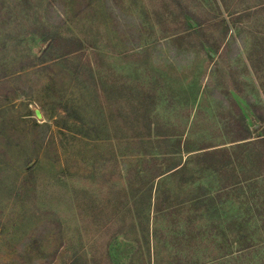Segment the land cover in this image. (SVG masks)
I'll return each mask as SVG.
<instances>
[{"label": "rangeland", "instance_id": "374dc122", "mask_svg": "<svg viewBox=\"0 0 264 264\" xmlns=\"http://www.w3.org/2000/svg\"><path fill=\"white\" fill-rule=\"evenodd\" d=\"M261 1L0 0V264L260 263Z\"/></svg>", "mask_w": 264, "mask_h": 264}, {"label": "trees", "instance_id": "16d2710c", "mask_svg": "<svg viewBox=\"0 0 264 264\" xmlns=\"http://www.w3.org/2000/svg\"><path fill=\"white\" fill-rule=\"evenodd\" d=\"M262 10H264V0L261 1V11ZM256 138H259V140L261 139V142L263 141V143H264V132L261 134V136L259 135ZM239 139H240V141H243V140L245 141V140L251 139V136L247 132L244 135L242 134V136ZM203 149L204 150L199 151V152L203 153L201 156L210 155V154L214 153V151L216 150V149L209 150L207 148H203ZM224 150L226 151V149H224ZM263 174H261V177L264 176ZM261 213H262V215H261V235H256V236H258V238H255L254 237L255 235L254 236H241V237H239V239H237L238 244H239V248L233 250L232 252H230L229 256H234L235 255L237 257H242V256H247V255L251 254V258H252L253 253H255L254 251H258L259 249H261V261H260L259 264H264V216H263L264 215V210H262ZM233 224H236V223L233 222ZM239 224H240V222H237V224L233 228L231 226L230 230L232 232H234V228L237 225H239ZM259 236H261V237H259ZM227 256H228V254H225L224 255V259ZM237 257H235V260H236ZM212 259H211L212 263L213 262L216 263V262H219L221 260L220 257L217 258V257H214V256L212 257ZM222 261H220V263ZM224 262H227V261H224ZM174 264H177V263H174Z\"/></svg>", "mask_w": 264, "mask_h": 264}, {"label": "water", "instance_id": "95a60500", "mask_svg": "<svg viewBox=\"0 0 264 264\" xmlns=\"http://www.w3.org/2000/svg\"><path fill=\"white\" fill-rule=\"evenodd\" d=\"M37 116L39 117V113H37Z\"/></svg>", "mask_w": 264, "mask_h": 264}]
</instances>
